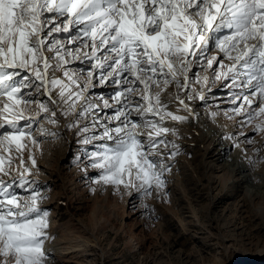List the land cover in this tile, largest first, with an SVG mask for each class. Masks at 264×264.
<instances>
[{
  "label": "snow or ice",
  "instance_id": "6c2138e0",
  "mask_svg": "<svg viewBox=\"0 0 264 264\" xmlns=\"http://www.w3.org/2000/svg\"><path fill=\"white\" fill-rule=\"evenodd\" d=\"M74 61L87 69L69 68ZM197 66L209 75H195ZM210 76L240 89L225 111L264 134V0H0V174L11 175L4 153L38 146L34 131L56 136L33 126L57 125L63 115L81 143L98 142L83 156L86 168L101 170L100 181L145 196L160 191L171 171L165 160L177 154L161 146L178 147L167 139L176 135L168 122L193 116L188 101L206 96L190 86H207ZM97 82L116 86L112 103L99 97L100 111L113 113L103 119L89 96ZM173 102L187 115L174 113ZM29 161L36 167L34 156ZM19 168L18 180L0 179V258L46 264L47 211L22 159Z\"/></svg>",
  "mask_w": 264,
  "mask_h": 264
},
{
  "label": "rangeland",
  "instance_id": "374dc122",
  "mask_svg": "<svg viewBox=\"0 0 264 264\" xmlns=\"http://www.w3.org/2000/svg\"><path fill=\"white\" fill-rule=\"evenodd\" d=\"M210 54L218 55L225 64L230 62L215 48ZM68 67L87 69V63L74 61ZM210 71L199 66L194 69L198 76ZM229 83L210 76L209 85L190 86V90L203 92L206 101H188L194 117L185 123L168 122L176 135L167 139L178 147L170 145L165 150L161 146V150L177 154L165 160L171 168L164 174L165 187L151 190L149 196L134 188L105 184L100 181L101 170L86 168L88 159L83 153L93 151L98 142L81 143L82 134L65 128L67 117L61 115L57 125H34V129L43 127L57 135L41 136L34 131L38 146L28 142L22 153H16L13 146L8 153L11 167L6 164L11 175L0 174V179L18 180L21 159L30 168L28 179L43 197L39 207L47 211L44 250L47 242L61 239V226L72 223L97 240V246L81 257L83 264H264V219L251 221L247 210L249 203L264 204V134L255 130V122L242 125L238 122L241 117L225 111L236 106L230 102V93L239 92L225 86ZM115 87H101L97 82L90 90V98L99 102L101 119L113 113L111 109L100 111L103 100L99 97L112 103ZM179 94L183 96L182 89ZM29 108L35 116L36 106ZM224 127L229 129L230 139L224 137ZM29 155L34 156L36 167L31 166ZM16 191L29 195L19 188ZM45 252L46 264H74ZM0 264H6L4 258Z\"/></svg>",
  "mask_w": 264,
  "mask_h": 264
},
{
  "label": "bare ground",
  "instance_id": "6f19581e",
  "mask_svg": "<svg viewBox=\"0 0 264 264\" xmlns=\"http://www.w3.org/2000/svg\"><path fill=\"white\" fill-rule=\"evenodd\" d=\"M224 32H228V30L225 29ZM238 91H240V89H238ZM178 107L179 106L175 102H173L171 105V110L176 114L187 115L186 113L178 112ZM192 117H194V114ZM223 130H225L224 137L227 139H230V131L227 132L229 129L227 127H224ZM260 139H262V136ZM206 151H204V153ZM4 155H6V153ZM208 181H210V178H208ZM183 190L184 192H186L185 188H183ZM247 210H248V213H251V214H248V216H250L249 219L251 221H253L254 219L258 221H263L264 204L252 205L249 203ZM59 230L61 233V239L58 240L57 242L58 244L56 242L55 243L47 242L45 244V250L49 254L53 255L56 259L62 262H73L74 264H83L84 262L82 261L83 259L81 260V257H84L85 254L88 253V248L97 246V240H95L92 234H85L84 230L80 226H78V224L74 225L71 223V224H68L67 226H61ZM256 240L257 242H259V237Z\"/></svg>",
  "mask_w": 264,
  "mask_h": 264
}]
</instances>
